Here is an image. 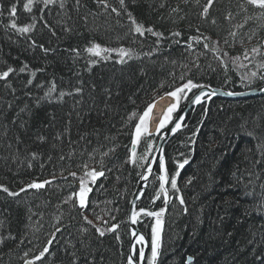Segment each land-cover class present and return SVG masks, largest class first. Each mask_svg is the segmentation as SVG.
I'll use <instances>...</instances> for the list:
<instances>
[{"label":"trees","instance_id":"trees-1","mask_svg":"<svg viewBox=\"0 0 264 264\" xmlns=\"http://www.w3.org/2000/svg\"><path fill=\"white\" fill-rule=\"evenodd\" d=\"M26 3L0 0V73L14 69L0 79V264H128V204L157 140L142 137L132 162L138 116L188 81L229 91L263 84L264 10L247 0H213L206 16L208 0H33L31 12ZM13 22L33 27L20 33ZM93 45L117 51L97 57ZM164 154L179 191L168 184L156 264H264V95L201 103ZM91 169L104 175L81 209L69 197ZM158 173L137 210L164 206ZM137 222L151 242L153 219Z\"/></svg>","mask_w":264,"mask_h":264},{"label":"snow or ice","instance_id":"snow-or-ice-1","mask_svg":"<svg viewBox=\"0 0 264 264\" xmlns=\"http://www.w3.org/2000/svg\"><path fill=\"white\" fill-rule=\"evenodd\" d=\"M55 0H43V3L45 4V6H47L48 4L54 3ZM33 3V0H28V3L24 4V9L31 12L32 8H31V4ZM77 3H79V0H77ZM98 3L103 4L105 7H107L108 5L105 3V0H98ZM213 3V0H208V4L207 6L204 7L203 9V14L206 16L208 13L209 8L211 7ZM247 3L250 5H253L254 7H258L262 10H264V0H247ZM120 4L121 6L124 5V0H120ZM61 7H63V3H61ZM113 11H116L115 8L112 9ZM10 14L11 16H15L17 9L16 6H12L10 8ZM231 17V14H229V18ZM133 23L135 24V21L133 20ZM213 23H215V21H213ZM12 28L17 29L18 32L20 33H27L29 32L33 25H28L27 27H18L17 24L15 22H13L11 24ZM135 31L137 33H139L140 35H143L145 31H148L150 33H153V35H159L157 33H154L153 30L151 28L149 29H144L142 25H136L135 27ZM174 35H179V33H174ZM233 36H235V33H232ZM227 42V41H226ZM41 47H43L41 45ZM205 47H207V44H205ZM48 50L45 49V52H47ZM87 51L92 54L93 56H97V57H101L102 53H110L112 51H117L114 49H108V48H101L99 45H93L92 47L88 48ZM253 52H258L257 48H253L252 49ZM118 55L123 58L125 56H128L129 53L121 48L118 50ZM245 56H247V52L245 53ZM102 58H107V57H102ZM121 62H123L121 60ZM26 67V66H25ZM24 68H21L20 71H24ZM14 69H12L11 67H9L6 71H3L2 73H0V79H6L9 74L11 72H13ZM253 76L256 75V73H252ZM202 88V85H197L192 83V81H188L186 84H184L182 87H178L176 88L175 91H172L170 93H168L169 96L173 97L176 101L177 104H172L169 105L166 109V112L163 115V119L159 120L156 127L155 128H151L149 126V122L152 120V112L153 109L156 107V104H149L146 108V110L143 112L142 115H140L138 117V123L135 124V130H134V138L132 140V151H131V157H132V162L135 163V158H136V145L140 142L141 138L144 136H150L152 134V131H159V129L164 128L172 119V113L176 111L177 105H178V101L180 99V95L181 93H184L185 90L191 91L193 88ZM229 95H231V93H229ZM201 102V96H196L195 98V103H200ZM135 113H133V117H135ZM181 128V124L180 123H176L174 125V127L172 129H170L171 132L175 133L176 130ZM153 144L151 142L147 143V149L145 151V158L147 156H149L151 154V151L153 149ZM63 158V157H62ZM187 161L185 160L184 163L179 164V168H183L184 164H186ZM85 168H87V165L84 166ZM146 173L142 175V179L147 181L149 178V175L152 173V168L148 167L146 169ZM71 175L75 178L76 174L75 173H71ZM104 172L100 171L97 172L95 170H91V171H86L84 176L80 178V183H79V191L78 193H73V196H70L69 199H73V197H77L78 198V205L81 209H87V197L88 194L92 191V188L89 187V178H90V182L91 183H95L96 179L98 176H103ZM179 176V172H176V174L174 176H172L171 178L168 176L166 168H165V161L163 159V157H159V175H158V180L160 181L159 183V191L156 193L155 195V199H160L161 194H163L164 196V203L167 204L168 202V192L166 189V185L170 183V186L172 189H174L175 191H179V189L177 188V179L176 177ZM51 181H45L43 183H31L29 184L27 187L30 189H41L44 188L46 184H50ZM5 192H8V189H3ZM26 189H21V191H25ZM8 194L10 196H17L19 195V193H13V192H8ZM67 202V200L65 201ZM154 202V201H153ZM180 203L183 204V199L180 200ZM142 214L143 216H147V217H155L156 221H155V226H153L152 228V244H151V257L148 260V264H156V260L157 257L159 255V231H160V226L162 224V220L161 217L164 214V209H160V211H148L145 209H140L139 212H133L132 214V222L136 223V217L138 215ZM99 219V217H98ZM114 219V217H113ZM85 220L87 221V217H85ZM88 223H91V221H87ZM118 227V225H113L111 229H109L110 231H115L116 228ZM97 232L103 236L104 235V230L102 228H97L96 229ZM118 238V237H117ZM143 236L140 237V240L143 241ZM52 241H49V244H51ZM48 248L45 247L44 250L40 253V256H38L36 259H40L44 256L45 253L48 252ZM145 258L144 256V251L143 249H141L139 251V259L141 261H143ZM189 261H191V258H189ZM26 264H32V261H26ZM128 264H134L133 261V257L130 255L128 258Z\"/></svg>","mask_w":264,"mask_h":264},{"label":"water","instance_id":"water-1","mask_svg":"<svg viewBox=\"0 0 264 264\" xmlns=\"http://www.w3.org/2000/svg\"><path fill=\"white\" fill-rule=\"evenodd\" d=\"M229 93H231V95H229ZM264 94V85H262L259 88H255V89H251V90H247V91H242V92H231L229 90H225L222 88H217V87H212V86H203L202 88H198L196 89V91L189 97V99L184 102L179 108L177 105L176 108V114H175V118H173V120L171 121V123L163 130L157 132V131H152V134L150 136H154L158 134V138H157V142L156 145L154 147V150L147 162L146 167L144 168L138 182L136 185V188L134 190V193L131 197L130 200V204H129V208H128V212H127V222H128V226L130 228V245H129V252H128V258L131 255L133 257V261L134 264H145V260H146V255L148 252V248H149V239L148 237L140 230V228L136 223L132 222V214L133 212H135L136 209V204L138 202V200L143 196L150 180L151 177L154 173V171L156 170V167L159 163V157H163L164 159V152H165V147L167 145V143L170 141V139L181 129H178L175 131V133L171 132L170 129H172L174 127V125L176 123H180L181 127L183 126L185 120H186V116L188 114V112L190 111V109L200 103H202L203 101H209L213 98L216 97H221V98H226V99H239V98H248V97H254L257 95H263ZM201 96V102L200 103H195V98L196 96ZM204 98V99H202ZM151 104H156V107L153 109L152 112V120L149 122V126L150 129L151 128H155L158 121L163 119V115L166 112V109L169 105L172 104H177L176 100L169 96L168 93L161 95L159 98H157L156 100H154ZM133 148V145H132ZM131 148V149H132ZM148 167L152 168V173L149 175V178L147 181L143 180L141 177L146 173V169ZM79 185V184H77ZM161 230H162V224L160 226V231H159V244H160V239H161ZM143 236V251H144V260L141 261L140 259L138 261L135 260L134 258V246L136 241ZM29 261V260H27ZM24 264H26V261L24 262ZM33 264V263H32Z\"/></svg>","mask_w":264,"mask_h":264},{"label":"rangeland","instance_id":"rangeland-1","mask_svg":"<svg viewBox=\"0 0 264 264\" xmlns=\"http://www.w3.org/2000/svg\"><path fill=\"white\" fill-rule=\"evenodd\" d=\"M184 85V84H183ZM183 85H180V86H178V87H182ZM206 86V85H205ZM177 87V88H178ZM199 88V87H198ZM198 88H193L191 91H188V90H185V92L184 93H181V94H179L180 95V99H179V101H178V108L184 103V102H186L188 99H189V97L192 95V92L195 90V89H198ZM176 90V89H175ZM174 90V91H175ZM224 99H226V98H224ZM233 100V99H232ZM210 101V100H209ZM177 102V101H176ZM204 102H207V101H204ZM152 103V102H151ZM150 103V104H151ZM146 110V109H145ZM144 110V111H145ZM143 111V112H144ZM177 111V110H176ZM176 111L175 112H173L172 113V119H171V121L173 120V118H175V114H176ZM143 112L140 114V115H142L143 114ZM189 113V112H188ZM139 115V116H140ZM188 115V114H187ZM138 116V117H139ZM187 117V116H186ZM171 121L164 127V128H162L161 130H163V129H165L170 123H171ZM136 123H138V118H137V121H136ZM134 130H135V128H134ZM148 137H153V136H148ZM133 138H134V132H133ZM157 138H158V136H157ZM156 142H157V140H156ZM156 145V144H155ZM155 147V146H154ZM131 148H132V144H131ZM154 150V149H153ZM132 151V149L130 150V152ZM153 152V151H152ZM152 154V153H151ZM146 167V166H145ZM157 167H159V163H158V165H157ZM91 170H93V169H91ZM91 170H89V171H91ZM156 171V170H155ZM155 171H154V173H155ZM154 173H153V175H154ZM159 174V173H158ZM152 175V176H153ZM151 179H152V177H151ZM39 183H43V182H39ZM80 183V181L79 182H77V183H75V185H72V187L73 188H75V189H78V191H79V185H77V184H79ZM159 183H160V181H159ZM89 184H90V178H89ZM166 189H167V192H168V197H169V188H168V184L166 185ZM78 193V192H77ZM134 193V192H133ZM133 195V194H132ZM161 197H163V199H164V196H163V194H161ZM131 200V199H130ZM129 204H130V201H129ZM129 204H128V208H129ZM167 204H168V202H167ZM167 204H165L164 203V206L162 207L163 209H164V212H165V209H166V207H167ZM160 211V210H159ZM127 212H128V209H127ZM135 212H139V210H137V208L135 209ZM139 216V215H138ZM138 216L136 217V221H137V219H138ZM153 220H154V222H153V225H152V228H153V226H155V221H156V218L155 217H151ZM162 218V217H161ZM126 219H127V216H126ZM162 220V219H161ZM127 224H128V222H127ZM137 225H138V222H137ZM128 228H129V226H128ZM152 228H151V232H152ZM129 231H130V228H129ZM147 236V235H146ZM151 240H152V235H151ZM152 242V241H151ZM130 245V244H129ZM143 245V241H141L140 240V238L136 241V243H135V246H134V251H133V253H134V258H135V260L136 261H138L139 259H138V256L137 255H139V250L141 249V246ZM128 252H129V250H128ZM151 257V252L148 254V252H147V255H146V260H145V264H147L148 263V260H149V258Z\"/></svg>","mask_w":264,"mask_h":264},{"label":"bare ground","instance_id":"bare-ground-1","mask_svg":"<svg viewBox=\"0 0 264 264\" xmlns=\"http://www.w3.org/2000/svg\"><path fill=\"white\" fill-rule=\"evenodd\" d=\"M262 85H264V83L263 84H260V85H258V86H256V87H254V88H250V89H246V90H242V91H247V90H251V89H255V88H259V87H261ZM202 86H205V85H202ZM218 88V87H217ZM175 90V89H174ZM174 90H172V91H174ZM172 91H169V92H166V93H164V94H167V93H170V92H172ZM196 91V89L192 92V94L194 93ZM231 91V90H230ZM242 91H231V92H242ZM164 94H162V95H164ZM264 95V94H263ZM161 96V95H160ZM160 96H158V97H156L154 100H156L157 98H159ZM257 96H262V95H257ZM257 96H254V97H257ZM248 98H251V97H248ZM248 98H239V99H248ZM202 99H204V98H202ZM153 100V101H154ZM233 100H235V99H233ZM152 101V102H153ZM204 102V101H203ZM202 102V103H203ZM201 104V103H200ZM200 104H198V105H200ZM198 105H196V106H198ZM196 106H194V107H192L191 109H190V111L193 109V108H195ZM189 111V112H190ZM153 222H154V220H153ZM151 244H152V242H149V245L151 246ZM190 258V257H189ZM189 258H188V262H190L189 261Z\"/></svg>","mask_w":264,"mask_h":264}]
</instances>
